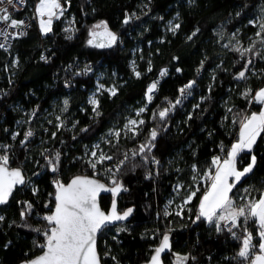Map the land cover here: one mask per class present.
<instances>
[{"label": "trees", "instance_id": "16d2710c", "mask_svg": "<svg viewBox=\"0 0 264 264\" xmlns=\"http://www.w3.org/2000/svg\"><path fill=\"white\" fill-rule=\"evenodd\" d=\"M61 1L63 11L50 31L32 22L8 51L0 48V91L7 88L0 97V152L7 155L8 166L21 167L27 178L0 205V264H20L41 251L46 239L41 230L50 227L44 205L54 204L53 181L65 182L76 174L122 184L126 191L117 196L118 209L133 210L127 222L99 232L102 264H140L166 234L171 249L163 255L164 264H175L177 255L186 258L184 264H246L259 251L256 219L245 223L238 218L231 232L220 223L217 231L215 222L197 219V202L208 185L203 174L213 171L219 143L227 150L243 115L259 108L251 97L264 85V48L259 49L264 30L251 20L258 13L264 19V0ZM29 6L23 13H32ZM170 18L173 23L168 24ZM99 22L116 36L114 43L89 44L91 26ZM256 33L261 39L250 51L233 47L232 34L246 40ZM131 59L139 75L131 71ZM162 67L164 75L159 74ZM99 76L105 85H114L115 94L101 89L93 105L89 93ZM156 78L147 104L145 88ZM181 87L187 90L183 97ZM141 105L143 123L135 134L108 135ZM35 106L28 124L32 137L20 143L27 110ZM17 118L22 120L18 138L5 148ZM99 151L112 159L93 169L90 161L97 157L91 153ZM251 156L256 157L252 171L229 193L238 207L258 199L264 188V132L250 151L238 154L237 166ZM193 191L196 196L186 203ZM111 199V194L100 195L101 207L107 209ZM248 233L254 247L248 258H241Z\"/></svg>", "mask_w": 264, "mask_h": 264}, {"label": "snow or ice", "instance_id": "6c2138e0", "mask_svg": "<svg viewBox=\"0 0 264 264\" xmlns=\"http://www.w3.org/2000/svg\"><path fill=\"white\" fill-rule=\"evenodd\" d=\"M3 2L4 0H0V3ZM7 2L12 3L13 0H7ZM58 8H60L58 0H40L36 11L41 18L44 16L48 17L47 20H40V26L43 32L47 33L51 30V18L56 14L54 9ZM0 12H3V15H0V20L10 22V25L14 28L19 27L23 23L22 21L18 22L11 19L7 14V9H0ZM127 22L125 20V23ZM101 26V24L95 25L96 28H100ZM176 27H179V25H176ZM103 28V33L98 34L93 32V37L96 35H106L109 38V44L114 43L116 36L107 30L106 24H103ZM260 28L264 30V23L260 24ZM92 43L93 40H89V44ZM97 46L104 47L105 45L99 44ZM0 47H3V44H0ZM236 50L240 51L239 48ZM250 50L245 49V51ZM161 75H164V73L162 72ZM244 75L245 73L243 71L239 73L241 78ZM191 86V83L186 85L188 88ZM155 88L156 83H153L148 88L149 100L151 99L150 94ZM180 91L183 93L184 89L182 88ZM112 94H115L114 90ZM254 99L264 104V88H261L255 93ZM90 103L96 105L98 102L93 99ZM65 104H67V101H65ZM143 110L141 109V111ZM166 112L167 109L160 112V117L163 118ZM130 123L134 125L136 121H130ZM140 123H143V121H140ZM262 132H264V111H261L258 115L253 113L250 116H246L241 121L239 139L231 145L230 150L227 152V158L222 162L220 157H214L212 160V164L215 165V174H208V179L211 181V184L200 199L199 214L197 216V219L203 217L210 223L215 218L217 231L221 230L220 222H225L224 227H227L230 232L232 228L238 227L237 221L240 217L245 218V223H247L249 218L258 219V235L260 237L259 251L261 254L255 255L251 264H264V193H261L258 199H253L243 206L237 207L229 196V193L234 187L233 183H229V177H233L238 182L243 176L252 171L256 163L255 156H252L251 163L243 171L237 170L236 157L238 153L245 149L250 151L257 137ZM31 135V132L27 133L28 137ZM115 135L119 136L120 133L117 132ZM151 136L155 139L156 132L153 131ZM143 150L144 146H141V151ZM91 155L97 157L96 152H92ZM106 159L111 160L112 157L101 153L95 161H90L91 167L95 169L97 163H102ZM125 159H127V156H125ZM49 163L52 164L53 162L50 160ZM120 163L123 164L124 162L121 161ZM7 164L8 157L6 155L0 156V204L7 202L15 185L24 183L20 170H9ZM52 171H56L55 166L52 167ZM108 171L111 172L112 170L108 169ZM54 184L56 188L54 196L55 209L50 215L44 217L50 226L44 233L46 239L45 243L41 246L44 252L41 256L32 260L30 264H100V258L96 251V233L102 226H106L108 223L127 219L133 210L129 208L122 214H118L115 201H113L110 212L105 213L99 207L97 196L101 190L110 191L115 196L121 190L122 186L113 180V187L106 188L104 184L86 176H77L67 185L61 183L59 180L54 181ZM196 191L188 195L185 201L186 203L196 196ZM28 207L31 208V205L29 204ZM252 239V234L248 233L243 240V247L238 254L239 257H249L250 248L254 247L252 245ZM168 247L169 238L165 235L160 247L155 250V255L152 257V264H160V254Z\"/></svg>", "mask_w": 264, "mask_h": 264}, {"label": "built area", "instance_id": "2783aa9c", "mask_svg": "<svg viewBox=\"0 0 264 264\" xmlns=\"http://www.w3.org/2000/svg\"><path fill=\"white\" fill-rule=\"evenodd\" d=\"M28 1H30V0H22V2H21V0H13L12 3H8L7 0H4L3 3H0V9H7V14L11 17V19H14L18 22H20V21L23 22L22 24L19 25V27L14 28L10 25V22L0 20V44H3V47H0L1 49L8 51L11 48L13 40L18 36H23L33 21L39 26V24H38L39 14L36 15L34 13L35 12L34 11V7H35L34 5H36V2H38V1L37 0L33 1L32 4H29ZM58 3L60 4V8L54 9V12L56 14L51 18V22L54 19L58 18L63 11L64 6H63L62 1L58 0ZM27 6H29L32 10V13L30 15L23 13L24 9ZM0 15H3V12H0ZM44 19L47 20L48 17L44 16ZM87 65H90V64L88 63ZM68 67L70 70H74V67L71 65L70 62L68 63ZM87 68L88 67H86L85 69L88 70V72H89V68L88 69ZM9 82H12L11 78L9 79ZM67 83H68L67 81H64L65 85ZM182 88L184 89V92L181 93V91H180V94L183 97L187 94V90L184 87H181L180 89H182ZM6 90H7V88H5V89L3 88V90L0 91V97L3 96V94L6 92ZM4 105L6 107H8L9 102L4 100ZM35 109H36V106L29 108L27 110V118H26L27 126L25 127V130H22V132H21V135H20L21 137L19 139L20 143H24L32 137V135L30 137H28L27 133L31 132L33 134L32 130L30 129L28 124L31 122V120L35 116ZM246 116H247V113H245L242 118H245ZM21 121L22 120L20 118H17L15 120V124L13 125V129H12V131H10V134H9V140L12 139V141L10 140V143L5 144V148H7L8 146L9 147L12 146L14 144V141L18 138ZM6 129H7V127L4 128V130H6ZM225 153H226V150L224 148V144L219 143V149H218L217 157H220L222 159L225 156ZM4 155H6V154L0 152V156H4ZM157 164H158L157 160L153 159L152 165L154 168L157 167ZM110 168H111L110 166L107 167V169H110ZM208 174L209 173H204L203 176L208 178ZM93 175H96V174H93ZM57 180H59L61 183H63V181L60 178H57L54 181H57ZM26 184H27V178H25L24 185H26ZM123 191H126L125 188H123ZM53 205L54 204H52V203L46 202L44 206L51 213ZM222 223H225V222H222Z\"/></svg>", "mask_w": 264, "mask_h": 264}, {"label": "rangeland", "instance_id": "374dc122", "mask_svg": "<svg viewBox=\"0 0 264 264\" xmlns=\"http://www.w3.org/2000/svg\"><path fill=\"white\" fill-rule=\"evenodd\" d=\"M31 1H36V0H31ZM38 2H36V5H34V13L37 15V7H38V3L40 2V0H37ZM29 4L30 1H28ZM33 3V2H32ZM41 19H44V17H40L39 16V19H38V24H39V27L41 28L40 26V20ZM45 20V19H44ZM34 22V21H33ZM251 22L256 25L258 27V29L260 30V24L261 23H264V19H263V15L262 13H258L252 20ZM168 24H171L173 23V20L172 18H170L168 21H167ZM97 24H101L102 26L100 28H96L95 25ZM174 25V24H173ZM95 32V33H103L104 32V28H103V23L99 22V23H95L91 26V33H90V37H89V40H93V43L92 44H106V43H109V38L106 36V35H96L95 37H93L92 33ZM260 36L256 34L254 35H251L249 36L246 40H242L241 38H239L237 35L235 34H232V45L233 47L235 48H239L240 51H244L245 49H248L251 47V45L253 44V42H255L256 40H260ZM264 48V42L260 43L259 44V49H262ZM254 54H256V52H254ZM130 69L131 71L133 72V74L137 75V73H139L138 69H137V66H136V63L134 62L133 59L130 60ZM245 73L246 75V72L245 70H241ZM240 71V72H241ZM165 73L166 72V68L165 67H162L160 69V72L159 74L161 75V73ZM239 72V73H240ZM244 75V76H245ZM239 76V74H238ZM99 78H101V76L97 77V80L95 82V85L91 88V91L89 93V98H88V102L90 103L91 100L93 99H97V93L101 90V89H106L108 92L110 93H113V90H114V85L113 84H109V85H105L101 80H99ZM158 78L155 79V81H157ZM92 104V103H90ZM145 105H141L137 108H134L133 110H131L132 112L129 113L127 116H126V119L124 121V123L122 124L121 127H117V128H111L110 129V132H109V136H112V137H116L115 133L117 132H123L124 134H135L136 131L139 129V126H140V121H143V116H142V113L143 111H141V109H144ZM130 121H136V124H131ZM101 153H103V151H99V154L97 155V157H99L101 155ZM178 207V206H176ZM179 208V207H178ZM176 209V208H175ZM179 210V209H177ZM164 212L166 213L167 210L165 209ZM1 217V215H0ZM46 231V228H43L41 230V232L45 233ZM258 232H259V228L257 230V237L259 238V242L257 244V246L259 247V243H260V237L258 235ZM246 237H244L245 239ZM243 239V240H244ZM253 241V239H252ZM243 247V244L241 246V248ZM251 250V248H250ZM261 254L260 251H257L255 252L252 256H250V258L247 260L246 264H251V261L254 260L255 258V255H259ZM184 261V256H181V255H177L176 258H175V264H182V262Z\"/></svg>", "mask_w": 264, "mask_h": 264}, {"label": "water", "instance_id": "95a60500", "mask_svg": "<svg viewBox=\"0 0 264 264\" xmlns=\"http://www.w3.org/2000/svg\"><path fill=\"white\" fill-rule=\"evenodd\" d=\"M153 83H156V88H157V81H155V80H151V81H149V83L147 84V86H146V88H145V91H144V99H145V101L147 102V104L150 103V101H151V99L149 100V98H148V97H149V93H148L147 90H148V88H149ZM156 88L153 90V92L156 90ZM153 92L150 94L151 97H152ZM7 167L9 168V170H12V169H19L20 172H21V174H22V176H23L24 183H25V175H24V173H23L21 167H19V166H11V167H10V166H8V165H7ZM77 176H86V177H88V178L95 179V180H97L98 182L104 184L106 188H111V187H113V184L108 183V182H106L105 180H103V179H101V178H99V177H97L96 175H93V174H76V175H73L72 177H70L67 181H65V182H63V183H64L65 185H67V184H68L73 178H75V177H77ZM24 183H23V184H19V185H15V186L13 187L12 193H13V191H14V189H15L16 187H21V186L24 185ZM118 184H119V183H118ZM119 185L122 186V187H121V190H120L115 196H114L113 193L110 192V191H104V190H101V191L99 192V194H98V196H97V202H98L99 207L101 208V210L104 211L105 213L110 212L113 201H115L116 209H117L118 214H122L123 212H125V211L128 210V209H126V210L120 211V210L118 209V206H117V196H118V194L122 193V191H123V185H122V184H119ZM55 192H56V188H55V191H54L53 199H54V196H55ZM102 194H111V195H112L111 202H110V204H109V206H108L107 209H104V208L101 207V205H100L99 197H100V195H102ZM11 195H12V194H11ZM11 195L9 196V198L11 197ZM9 198H8V199H9ZM3 204H4V203H3ZM0 205H2V204H0ZM54 209H55V200H54V205H53V208H52V210H51V213H52V211H54ZM51 213H50V214H51ZM129 218H130V215H129L128 218L125 219V220H122V221H113V222H111V223H108L106 226H112V225H115V224L125 223V222H127V221L129 220ZM106 226H102V228H101L100 230H98V232L96 233V237H95V238H96V251H97V254H98L99 258H100V255H99V252H98V249H97V237H98L99 232H100L104 227H106ZM166 235H167L168 238H169V247H168L167 249H165L163 252H161V254H160V258H159V260H160V264H164V261H163V255H164L167 251H169V250L171 249V238H170V235H169V234H166ZM164 236H165V235H164ZM164 236H163V237H164ZM162 240H163V238H162L161 241L155 246V248H154L153 252L151 253L150 257H149L146 261H144V262H142V263H140V264H152V257L155 255V250H156L158 247H160V245H161V243H162ZM43 252H44V249L42 248L40 252H38L37 254L33 255L32 257H30V258H28V259H25V260L22 261L20 264H30V262H31L32 260H35L37 257L41 256V255L43 254ZM100 264H102L101 259H100Z\"/></svg>", "mask_w": 264, "mask_h": 264}, {"label": "crops", "instance_id": "0c3cea01", "mask_svg": "<svg viewBox=\"0 0 264 264\" xmlns=\"http://www.w3.org/2000/svg\"><path fill=\"white\" fill-rule=\"evenodd\" d=\"M261 88H264V85H261V86L256 87V88L254 89L253 94H252V97H251L252 101H254V102H256V103L259 104V108H258L257 110H253V111H251V112H248V113H247V116H250V115H252L253 113H255V114L258 115L261 111H264V104H262V103H260V102H257V101L254 99V97H255V93L258 92ZM243 119H244V118H242L241 121H242ZM241 121H240L239 126H238V128H237V134H236V137H235V139L231 142V144L229 145V147L227 148L226 153H225V156L221 159V162H222L224 159L227 158V152L230 150L231 145H232L233 143H235V142L239 139V132H240V124H241ZM254 144H255V143H254ZM254 144H253V145H254ZM252 147H253V146H252ZM245 150H247V149H245ZM243 151H244V150H243ZM238 154H239V153H238ZM238 154H237V156H238ZM251 158H252V156H251ZM251 158H250V161H249L247 164H245L243 167H241V168H239V167L237 166V164H236V168H237V170H238V171H243V169H244L245 167H247V166L251 163ZM236 159H237V157H236ZM211 174H212V175L215 174V165H214V168H213V171L211 172ZM229 183H233V184H235L236 181L234 180L233 177H229ZM210 184H211V181L209 180L207 187H206L205 190L201 193V195H200V197H199V199H198V202H197V211H198V213H199V203H200V199H201L203 193H204V192L207 190V188L210 186ZM261 193H264V188H263V190H262ZM230 198H231V197H230ZM231 199H232V198H231ZM235 206H236V205H235ZM237 207H238V206H237ZM218 214H219V212H218ZM255 219H256V218H255ZM213 222H215V218H214V221H213ZM256 222L259 224L258 219H256ZM220 223H222V222H220ZM185 259H186V258H184V261L182 262V264H184Z\"/></svg>", "mask_w": 264, "mask_h": 264}]
</instances>
